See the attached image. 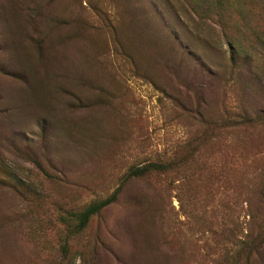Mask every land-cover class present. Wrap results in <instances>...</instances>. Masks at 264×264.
<instances>
[{
	"label": "rangeland",
	"instance_id": "1",
	"mask_svg": "<svg viewBox=\"0 0 264 264\" xmlns=\"http://www.w3.org/2000/svg\"><path fill=\"white\" fill-rule=\"evenodd\" d=\"M0 264H264V0H0Z\"/></svg>",
	"mask_w": 264,
	"mask_h": 264
},
{
	"label": "trees",
	"instance_id": "2",
	"mask_svg": "<svg viewBox=\"0 0 264 264\" xmlns=\"http://www.w3.org/2000/svg\"><path fill=\"white\" fill-rule=\"evenodd\" d=\"M167 167L163 164H153V165H148L144 167L137 168L136 170L132 171L131 176H143L146 173L149 172L151 169H158V170H164ZM119 191L114 192L111 196L104 200L97 201L96 203L92 204L89 206L87 209L84 211L78 212L75 214V220L77 221V228L82 230L87 223L89 222L91 216L94 214L98 213L100 210H102L104 207L110 205L112 202H114L118 196Z\"/></svg>",
	"mask_w": 264,
	"mask_h": 264
}]
</instances>
